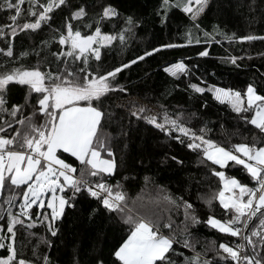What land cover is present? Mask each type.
<instances>
[{
  "label": "snow or ice",
  "instance_id": "6c2138e0",
  "mask_svg": "<svg viewBox=\"0 0 264 264\" xmlns=\"http://www.w3.org/2000/svg\"><path fill=\"white\" fill-rule=\"evenodd\" d=\"M23 3L24 0H2L0 8L14 12L9 19L15 23L21 15ZM64 3L65 0H46V3L38 4L37 0H29L27 11L35 19L23 23L22 28L40 29L42 24L50 21L54 10ZM206 5L207 0H162L160 9L163 11L157 10L156 15L160 23L165 25L169 9L176 7L182 8L195 21ZM86 16L84 6H80L71 11L70 19H65L64 31L54 30L56 34L51 38L52 41L66 46V50L62 47L61 51L54 54L64 63L62 69L42 71L38 62L32 67L20 66L0 71V193H10L3 201L8 207L0 206V249L7 253L0 255V264H33L32 260L25 259L18 252L16 227L27 230L41 224L55 237L60 231L56 224L62 221L66 209L74 210L76 201L85 195L99 206L89 207V219L103 209L108 213L120 214L129 225L130 234L113 253L120 264H177L172 256L180 257L183 253L177 252L174 245L182 243L185 249H194V237L189 228L200 223L239 237L241 243L230 245L221 242L216 252L218 259H201V253H194L191 257H184L182 264H220L221 260L225 264H264V255H261L264 253V146L257 147L255 140L252 144L238 143L225 147L208 137L211 129L207 128L206 123L199 129L187 126L196 116L195 113L169 112L165 106H160L161 111L153 114L147 106L130 101L127 127L132 128L133 120H142L169 139L198 153L201 164L209 165L210 162L209 170L220 179L222 188L206 203L210 207L212 200L218 199L225 212L233 215L227 220L209 216L206 221H201L194 203L182 196L173 198L164 188L157 189L162 195L153 202L156 207L145 209L144 215L139 211L133 213L127 208L128 201L119 182L115 185L107 182V177L113 176L117 170V161L111 146L112 138L98 132L102 120L110 119L112 115L104 110V100L115 91L128 93L127 86L120 84L117 79L124 70L154 53L180 45L159 44L99 75L90 70L89 59L99 61L101 49L106 50L115 44H119L122 49L126 47L135 35V29L141 26L143 18L135 13L123 15L109 3L94 23L84 25L89 31L82 34L80 27L74 28L72 21H79ZM113 18L122 20L121 27L111 32L102 31V22ZM4 27L10 28L12 36L16 35V28L0 26V36L5 35ZM204 36L208 44L214 39L207 32ZM239 39L264 40V36L245 35ZM186 43L200 44L201 40L193 38L189 32ZM36 54L39 55L38 52ZM7 55H13L11 47L7 48ZM197 55L209 56L208 48L204 47ZM237 59L229 56L227 62L236 65ZM69 62L75 66V71ZM80 64L83 67H79ZM164 70L178 77L187 75L192 68L183 60H177ZM16 86H27L29 94H37L32 105L34 110L27 116L24 115L30 102L27 95L24 105L12 104L7 99ZM188 87L195 93L210 92L217 101L227 102L245 123H250L264 133V94H260L253 83L247 84L243 94L215 84L202 87L190 83ZM40 114L44 119L42 123H37ZM3 115L9 118L3 119ZM120 134L125 137L128 135L123 127ZM65 153L79 162V175L77 167L62 158ZM164 159L177 165L184 163L177 156H165ZM229 162L242 166L255 186L250 187L235 176H226L225 171L216 170L215 166L223 167ZM161 202L177 210L183 209L184 220L181 225L174 227L171 217L164 222L159 211ZM253 218L258 220V224L251 227ZM178 236L182 239H178ZM257 238L260 252H257ZM47 244L51 247L52 242L49 240ZM42 261L43 264H52L47 254ZM96 264H104V261L97 260Z\"/></svg>",
  "mask_w": 264,
  "mask_h": 264
},
{
  "label": "trees",
  "instance_id": "16d2710c",
  "mask_svg": "<svg viewBox=\"0 0 264 264\" xmlns=\"http://www.w3.org/2000/svg\"><path fill=\"white\" fill-rule=\"evenodd\" d=\"M37 3L44 4L46 0H37ZM109 3L123 15L138 14L143 22L135 29V35L126 47L122 49L114 42V47L101 49L99 61L90 58L89 68L92 72L103 75L121 62H127L144 50L162 43L180 46L163 49L124 70L117 79L120 84L127 86L128 93L115 91L104 100V110L112 115L110 119L102 120L98 132L112 138L111 146L117 161V170L113 176L107 177V182L113 185L119 182L128 201L127 208L133 213L141 210L145 214V209L156 207L153 202L162 195L157 189L164 188L173 198L182 196L194 203L201 221H206L209 216L221 220L232 218L233 214L226 213L218 199L212 200L210 207L206 203L221 186L220 179L209 170L210 162L209 165L201 164L198 153L169 139L142 120H133L132 128L129 129V102L136 101L139 105L147 106L153 114L161 111L160 106H165L169 112L195 113L196 116L187 126L199 129L206 123L207 128L211 129L208 137L225 147L238 143L252 144L254 140L257 147L264 146V133L250 123H245L227 102L217 101L210 92L195 93L188 87L190 83L202 87L215 84L244 93L247 84L253 83L260 94H264V40L239 39L245 35L264 36V0H211L202 16L195 21L182 8L173 7L168 11L165 25L160 23L156 15L157 10L163 11L160 9L162 0H65L59 9L54 10L50 21L36 30L22 28L23 23L35 19L27 11L29 0H24L21 15L15 23L9 19L15 13L0 8V26L16 28L15 36L11 35L9 27H4L5 35L0 36V71L12 67H32L38 62L42 71L50 69L55 72L58 68L62 69L64 63L54 54L61 51L62 47L66 50V46L52 41L51 38L56 34L54 30L64 31L65 19H70L71 11L84 6L86 18L72 23L74 28L80 27L82 34L87 33L89 29L84 25L94 23ZM121 25L122 20L113 18L103 21L101 27L102 31L111 32L118 30ZM189 32L193 38L200 39L201 43L187 44L186 35ZM205 32L214 37L210 44L205 43ZM8 47L13 52L11 57L7 55ZM204 47L208 48L209 56L199 57L197 53ZM229 56L238 58L236 65L227 62ZM177 60H183L192 71L174 77L164 70ZM69 66L75 71V66L70 62ZM26 95L30 102L25 108V116L34 110L32 105L37 94H29L27 86H16L7 97L12 104L24 105ZM2 118L9 117L3 115ZM43 119L40 114L36 122L42 123ZM122 127L127 131V137L120 134ZM165 156H177L184 163L177 165L171 160H165ZM62 158L76 166L79 175V162L66 153ZM215 168L217 171H225L228 176L239 178L250 187L255 185L242 166L229 162V165ZM9 194L0 193L3 208L8 206L3 201ZM76 205L74 210L66 209L62 221L57 222L60 231L55 237L41 224L27 230L17 226L19 254L32 260L33 264H43L45 254L50 257L52 264H96L97 260H103L104 264H120L113 253L130 234L125 219L118 213H108L103 209L89 219V207L99 206L86 195L79 198ZM159 211L164 222L171 217L174 227L181 225L184 220L183 209L177 210L161 202ZM255 224H258L256 218L251 227ZM189 231L194 237L195 247L185 249L182 243L174 245L177 252L183 253L180 257L172 256L177 264H182L184 257H191L194 253H201V259L215 260L218 259L216 252L221 242L230 245L241 243L239 237L221 233L206 223L195 225ZM177 238L182 239L179 236ZM49 240L52 242L51 247L47 244ZM257 252H260L258 238ZM6 254L4 249H0V255ZM220 264H225V261L221 260Z\"/></svg>",
  "mask_w": 264,
  "mask_h": 264
},
{
  "label": "rangeland",
  "instance_id": "374dc122",
  "mask_svg": "<svg viewBox=\"0 0 264 264\" xmlns=\"http://www.w3.org/2000/svg\"><path fill=\"white\" fill-rule=\"evenodd\" d=\"M210 1L211 0H207V5L204 7V9H203V11L197 16V18L196 19H198V18H200L201 16H202V14L204 13V11L206 10V8H207V6L209 5V3H210ZM205 87H207V86H205ZM220 87V86H219ZM243 94V93H242ZM223 146V145H222ZM226 174V173H225ZM226 176H228L227 174H226ZM237 179H239V178H237ZM240 180V179H239ZM221 182V181H220ZM244 183V182H243ZM222 188V182H221V186H220V189ZM218 193V192H217ZM216 193V194H217ZM0 206H1V203H0ZM8 207V206H7ZM6 207V208H7ZM35 207V206H34ZM39 211H42L43 209H38ZM137 211H139L140 212V214L141 215H144V213L141 211V210H137ZM231 219V218H230ZM165 234H167L166 232H165ZM127 239V238H126Z\"/></svg>",
  "mask_w": 264,
  "mask_h": 264
},
{
  "label": "water",
  "instance_id": "95a60500",
  "mask_svg": "<svg viewBox=\"0 0 264 264\" xmlns=\"http://www.w3.org/2000/svg\"><path fill=\"white\" fill-rule=\"evenodd\" d=\"M255 218H253V221H254ZM253 222H250V226L252 225Z\"/></svg>",
  "mask_w": 264,
  "mask_h": 264
},
{
  "label": "crops",
  "instance_id": "0c3cea01",
  "mask_svg": "<svg viewBox=\"0 0 264 264\" xmlns=\"http://www.w3.org/2000/svg\"><path fill=\"white\" fill-rule=\"evenodd\" d=\"M217 218V217H216ZM217 219H219V218H217ZM216 229V228H215ZM216 230H218V229H216ZM219 231V230H218ZM228 234V233H227Z\"/></svg>",
  "mask_w": 264,
  "mask_h": 264
},
{
  "label": "built area",
  "instance_id": "2783aa9c",
  "mask_svg": "<svg viewBox=\"0 0 264 264\" xmlns=\"http://www.w3.org/2000/svg\"><path fill=\"white\" fill-rule=\"evenodd\" d=\"M255 186V185H254ZM240 240H241V238H240ZM243 251V250H242Z\"/></svg>",
  "mask_w": 264,
  "mask_h": 264
}]
</instances>
